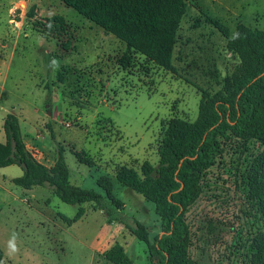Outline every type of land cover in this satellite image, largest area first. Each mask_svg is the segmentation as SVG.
I'll list each match as a JSON object with an SVG mask.
<instances>
[{"label": "rangeland", "instance_id": "374dc122", "mask_svg": "<svg viewBox=\"0 0 264 264\" xmlns=\"http://www.w3.org/2000/svg\"><path fill=\"white\" fill-rule=\"evenodd\" d=\"M185 1L168 71L138 55L120 67L125 45L59 0H0V141L4 118L13 114L29 149L38 139L45 163L63 149L71 184L102 194L96 182L108 176L123 215L143 222L150 241L160 233L154 205L120 185L116 170L124 165L140 172L145 161L156 167L166 123L194 121L199 89L215 93L239 64L208 18L231 35L239 24L264 31V0ZM230 161L226 156L225 169ZM225 169L209 170L186 213L196 264L234 259L229 244L242 222L243 196ZM22 173L17 165L0 169L1 264H111L102 253L115 243L133 264H149L146 245L123 225L109 224L89 203L62 202L48 186H14L9 178ZM79 208L85 214L72 225L60 219L73 218Z\"/></svg>", "mask_w": 264, "mask_h": 264}, {"label": "trees", "instance_id": "16d2710c", "mask_svg": "<svg viewBox=\"0 0 264 264\" xmlns=\"http://www.w3.org/2000/svg\"><path fill=\"white\" fill-rule=\"evenodd\" d=\"M126 47L120 67H130L138 55L150 64L173 70L172 53L177 33L189 4L185 0H59ZM226 40L227 51L239 64L223 80L215 93L199 89L198 113L194 121L170 119L158 148L154 167L143 162L140 172L120 166L115 180L154 205L160 233L149 240L143 222L123 215V204L114 195L112 180L97 179L102 194L71 184L64 152L59 148L51 167L37 161L26 148L19 119L7 114L3 122L5 141L0 142V169L17 165L22 175L11 183L23 190L48 186L62 202L70 205L89 203L101 211L107 222L127 228L144 243L149 264H196L191 257V226L187 211L200 197L206 175L213 167L224 172L242 193V222L234 231L229 251L232 264H264V31L237 25L233 35L208 18ZM63 25V19L53 20ZM79 163L91 162L75 153ZM85 214L79 208L73 218L60 215L68 226ZM0 249V264L2 261ZM111 264H133L119 243L102 253Z\"/></svg>", "mask_w": 264, "mask_h": 264}, {"label": "crops", "instance_id": "0c3cea01", "mask_svg": "<svg viewBox=\"0 0 264 264\" xmlns=\"http://www.w3.org/2000/svg\"><path fill=\"white\" fill-rule=\"evenodd\" d=\"M23 140H24V137H23ZM32 140V139H31ZM1 142V141H0ZM24 142H25V145H26V148L29 150V152H31V154L34 156V158L37 160V161H39L40 163H42V164H44V165H46L47 167H51V166H53V164H54V162H55V160H56V156L55 155H52L51 154V157L49 158V161L47 162V163H45L44 161H43V159L41 160V154H39L38 153V151H37V149H41L40 147H39V142H38V139H34V141L32 140L31 141V146H32V148H30L29 149V147H28V145H27V142L24 140ZM3 143V142H2ZM33 144V145H32ZM39 148H38V147ZM50 159H51V162H50ZM7 178L3 175L2 176V180L3 181H5ZM11 179H13V178H9V181H11Z\"/></svg>", "mask_w": 264, "mask_h": 264}]
</instances>
